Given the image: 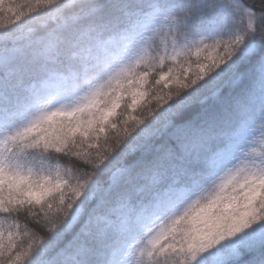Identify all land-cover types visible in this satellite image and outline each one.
<instances>
[{"label": "snow or ice", "instance_id": "obj_1", "mask_svg": "<svg viewBox=\"0 0 264 264\" xmlns=\"http://www.w3.org/2000/svg\"><path fill=\"white\" fill-rule=\"evenodd\" d=\"M0 264H264V0H0Z\"/></svg>", "mask_w": 264, "mask_h": 264}]
</instances>
